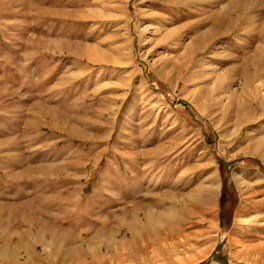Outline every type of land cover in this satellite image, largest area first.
<instances>
[{
    "label": "rangeland",
    "instance_id": "1",
    "mask_svg": "<svg viewBox=\"0 0 264 264\" xmlns=\"http://www.w3.org/2000/svg\"><path fill=\"white\" fill-rule=\"evenodd\" d=\"M184 257L264 264V0H0V264Z\"/></svg>",
    "mask_w": 264,
    "mask_h": 264
},
{
    "label": "bare ground",
    "instance_id": "2",
    "mask_svg": "<svg viewBox=\"0 0 264 264\" xmlns=\"http://www.w3.org/2000/svg\"><path fill=\"white\" fill-rule=\"evenodd\" d=\"M231 2V1H230ZM229 4V3H228ZM230 5V4H229ZM238 5V6H237ZM232 8H237L241 6V3H237V1L235 3H233ZM228 6V7H231ZM225 8H227V4L225 6ZM224 8V9H225ZM231 9V8H230ZM218 13V12H217ZM221 13V12H220ZM236 13V11H235ZM217 15V14H216ZM215 15V16H216ZM219 15V14H218ZM157 18V17H156ZM162 18V17H160ZM164 18V17H163ZM215 18V17H214ZM231 18V17H230ZM235 19V17H234ZM233 19V20H234ZM229 20V19H228ZM228 22H232V21H228ZM235 23V22H234ZM235 29V25H233V23H229L228 25V30L229 29ZM229 32V31H228ZM200 36V35H199ZM210 38V37H209ZM197 39V38H196ZM174 41V40H172ZM173 43V42H172ZM176 45V44H175ZM207 46V45H206ZM204 43L202 39L197 40L195 43L192 44L191 48L189 50H187V54L189 52L188 55H190L192 52H199L201 50H203L204 48ZM188 48V47H187ZM186 49V48H185ZM205 49V48H204ZM177 52V51H176ZM185 55V54H184ZM187 55V57H188ZM193 55V53H192ZM195 56V55H194ZM191 57V56H190ZM197 58V56H195ZM197 62V61H195ZM253 67V66H252ZM255 67V66H254ZM183 69V68H182ZM256 69V67H255ZM233 70V69H232ZM231 70V71H232ZM253 71V70H252ZM254 70V74H255ZM181 73V72H180ZM250 73V72H249ZM247 77V76H246ZM218 82V81H217ZM222 86V84H221ZM219 86V87H221ZM222 88V87H221ZM219 89V88H218ZM240 109L237 108V124L240 125L241 123L243 124L244 121H246L247 119H245L243 116L240 115ZM199 196V193H198ZM201 196V195H200ZM262 203V202H261ZM263 205V204H262ZM242 211V210H241ZM240 211V212H241ZM244 211V210H243ZM248 211V210H246ZM154 214L151 211H146L140 214H134V216H132V221L130 222H125L124 224L121 223L122 225H124V229L126 230V233L124 234V238L123 241L120 244H116L115 242H113V240L111 238L106 239L105 241H101V244L103 245L102 247H105V249L108 252H111V249L114 250L115 253H117L119 250L124 252L123 256H117L119 261L123 260V257L125 259L131 258L133 255H135L136 253L140 254L142 257L148 255V253L145 250V244L143 246H139V240L143 239V234L144 231L147 230V228H151L152 224H156L155 223V219H154ZM140 217H143L141 219H144L147 223V225L145 224L144 226L142 225V223L139 221ZM122 222V221H121ZM153 228V227H152ZM152 230V229H151ZM155 230V228H154ZM261 231H263V227L261 228ZM153 232V231H152ZM184 235V234H183ZM189 235V234H188ZM186 236V235H185ZM113 237V236H112ZM145 237V236H144ZM142 238V239H141ZM186 238L182 236V233H162V234H157L155 237V243L151 244V250L150 252H152L154 254V256H157L158 252H163L165 254H167V256H169V258L171 257H178L180 255V250L184 249L186 246ZM139 239V240H138ZM152 239V238H151ZM154 240V239H153ZM33 241L38 244H40V246H42V248L45 250L47 248V246L45 245V243L43 242V240L41 239V233H34L33 235ZM143 243V242H142ZM233 243V242H232ZM46 246V247H45ZM128 247L125 248V247ZM149 247V246H148ZM190 247V245H189ZM258 247V246H257ZM260 247V246H259ZM263 247V246H262ZM256 248V247H255ZM251 249V248H250ZM189 251V249H187ZM260 250V249H258ZM185 251V250H184ZM183 251V252H184ZM149 252V253H150ZM182 252V251H181ZM187 252V251H186ZM114 253V254H115ZM184 255V254H182ZM186 255V253H185ZM181 256V255H180ZM170 258V260H171ZM185 258V257H184ZM173 259V258H172ZM176 260V259H175ZM195 258H185L183 260H181V258L178 260L177 259V263L178 264H189L192 263L193 261H195ZM172 261V260H171ZM173 262V261H172ZM2 263L5 264V260L2 259Z\"/></svg>",
    "mask_w": 264,
    "mask_h": 264
},
{
    "label": "crops",
    "instance_id": "3",
    "mask_svg": "<svg viewBox=\"0 0 264 264\" xmlns=\"http://www.w3.org/2000/svg\"><path fill=\"white\" fill-rule=\"evenodd\" d=\"M144 233H146V231H144Z\"/></svg>",
    "mask_w": 264,
    "mask_h": 264
}]
</instances>
